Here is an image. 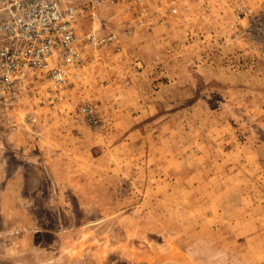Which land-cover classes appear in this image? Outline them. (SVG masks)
<instances>
[{
  "label": "rangeland",
  "instance_id": "374dc122",
  "mask_svg": "<svg viewBox=\"0 0 264 264\" xmlns=\"http://www.w3.org/2000/svg\"><path fill=\"white\" fill-rule=\"evenodd\" d=\"M213 1L169 27L114 4L83 19L117 41L0 127V264H264V51Z\"/></svg>",
  "mask_w": 264,
  "mask_h": 264
},
{
  "label": "built area",
  "instance_id": "2783aa9c",
  "mask_svg": "<svg viewBox=\"0 0 264 264\" xmlns=\"http://www.w3.org/2000/svg\"><path fill=\"white\" fill-rule=\"evenodd\" d=\"M112 4L140 25L164 27L204 17L217 5L213 0H0V127L20 131L37 115L36 108L26 110L28 99L44 90L39 103H56V93L79 78L74 71L85 65L86 49L117 41L114 33H80L85 17ZM226 6L234 9L228 26L253 37L264 51V13L254 15L245 0H227ZM74 112L84 123L103 125L93 104L82 102Z\"/></svg>",
  "mask_w": 264,
  "mask_h": 264
},
{
  "label": "bare ground",
  "instance_id": "6f19581e",
  "mask_svg": "<svg viewBox=\"0 0 264 264\" xmlns=\"http://www.w3.org/2000/svg\"><path fill=\"white\" fill-rule=\"evenodd\" d=\"M17 132H19V131H17ZM17 132H11V133H17Z\"/></svg>",
  "mask_w": 264,
  "mask_h": 264
}]
</instances>
